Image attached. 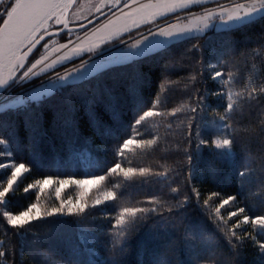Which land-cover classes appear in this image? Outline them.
Listing matches in <instances>:
<instances>
[{
    "label": "trees",
    "instance_id": "1",
    "mask_svg": "<svg viewBox=\"0 0 264 264\" xmlns=\"http://www.w3.org/2000/svg\"><path fill=\"white\" fill-rule=\"evenodd\" d=\"M221 61L226 62V71L237 73V90L246 75H253L257 83L264 80V20L245 28H212L184 37L146 57L103 68L36 101L0 112V138L8 141L7 146L0 145V150H11L16 162H24L32 169L11 197L9 210L19 212L37 202L32 192L23 191L35 179L82 178L103 174L113 166L116 149L131 134L134 118L157 99L161 102L158 110L167 113L182 104L195 106L200 95L207 97L203 110L194 114L162 115L147 121L141 131L158 136L157 146L136 156L128 153L132 164L123 165L161 172L167 169V176L149 177L146 182L137 177L122 190L120 203L136 205L156 196L166 202L167 208L188 196V205L179 215L166 210L151 214L131 232L121 254L108 245L109 224L104 216L114 214L110 204L88 209L86 219L67 216L33 222L19 237L0 222V240L6 251L0 264H93L110 259L120 264H261L251 241L232 252L209 217V209L203 206V199L217 192L221 198L237 196L236 205L227 206L222 215L237 206L245 207L247 214L264 215V133L260 126L264 99L259 104L252 101L242 105V115L233 114L232 123L238 128L233 147L240 154L237 168L245 167L240 163L244 159L242 149L254 160L250 164L253 179L245 181L243 196L238 194L239 181L233 167L213 156V149L197 148L201 139L217 137L216 132L206 129L214 128L224 108L211 95L220 85L209 78L207 66L217 65L219 70ZM192 75L197 76L195 82L190 80ZM193 116L189 134L186 125ZM197 126L203 135L196 134ZM4 160L0 158V162ZM4 172L0 170V178ZM171 188H178L179 193H171ZM192 188L199 190V202ZM98 193L92 189L88 202ZM45 199L44 192L39 202ZM218 202L214 200L213 206ZM245 227L252 231V226ZM81 229L95 233L97 241L91 249L80 241Z\"/></svg>",
    "mask_w": 264,
    "mask_h": 264
},
{
    "label": "snow or ice",
    "instance_id": "2",
    "mask_svg": "<svg viewBox=\"0 0 264 264\" xmlns=\"http://www.w3.org/2000/svg\"><path fill=\"white\" fill-rule=\"evenodd\" d=\"M89 4L92 0H87ZM206 0H100V4L95 6L94 12L103 14V8H108L114 19H109L103 25V29H110L107 39H112L113 36H118L120 32L128 31L127 21H131L133 26L138 27L140 24L154 22L157 17H164L167 13H175L178 10H188L184 19L187 23L181 25V17L176 16V24H168L166 27L159 28L158 31H149V35L156 37H164L166 41H179L184 37V34L193 32H203L213 24L217 18L220 20V27L226 29H239L249 27L252 24L264 20V0H229V5L226 7L219 2L216 3V9L202 8L201 14H195L190 11L192 6H203ZM77 4V0H0V95L3 91L10 88L13 84L26 81L32 76H38L45 72L48 68L54 67L62 60L69 59L68 55L58 57L56 60L45 64L40 71H35L39 65L48 59L47 55H42L35 62H29V57L33 54L41 41L45 37H51L69 30V35L72 31L69 29L71 23L69 19V11ZM122 5L119 8L121 16H116L112 12V8ZM128 9V11H125ZM87 19V17L76 16V19ZM123 19L125 23H120ZM91 23V20L88 21ZM60 26V27H54ZM83 28V24L77 25ZM97 32L102 29H97ZM95 35V33H93ZM148 37L136 40L128 45V49L122 51V54L136 58L146 57L152 51L145 52L144 41ZM103 42V41H102ZM49 43H44L43 48L48 49ZM68 43H72L70 40ZM143 45V46H142ZM66 44L59 45L60 49L66 48ZM93 48L72 49L73 52L78 51H94ZM195 47V46H194ZM59 49H53L58 51ZM130 59V60H132ZM227 68L226 62L221 61L219 70L217 65L209 64L207 66L208 76L220 85L218 91L211 93L217 97L223 104L224 111L219 114L218 120L215 122L213 129L206 131H214L217 137L212 140L201 139L197 148L201 146L213 149L212 155L220 159L224 163L230 164L236 171L239 181L238 194L243 196L245 181L251 182L253 172L250 170V164L254 162L250 154L244 149L241 152L244 154V159L240 161L245 165L244 170L237 168V156L234 144H236V136L238 128L232 123L233 114L239 113L242 105L255 101L260 103L264 99V80L257 83L253 75H246L243 86L238 90L235 87L237 73ZM78 71V70H77ZM71 73H65L64 76L57 75L58 81H67ZM192 82L197 80L196 75L190 77ZM41 96H46L47 93H41ZM36 98L29 96L27 99H18L10 103L0 104V112L4 109H15L18 105L31 103ZM206 96L200 95L196 98L195 106L191 104H182L179 107L172 108L170 112L162 113L157 106L161 103L158 99L146 110H141L134 118L133 124L130 126L131 134L127 139L117 147L115 155L117 157L113 166L103 171V174H91L85 179H75L73 177L60 178L52 176H43V178L35 179L24 187V193L32 192L36 196V201L29 204L24 210L14 212L9 210L11 197L15 196L19 184L30 174L31 167L24 162H16L11 150H0V158H6L4 162H0V170H6L5 178L0 179V222L4 223L6 229L12 230L14 235L21 236L23 232L30 227L33 222L45 220L50 217H67L75 216L83 219L87 218L88 209H96L101 205H111L114 209V214H105L104 219L108 221V245L111 250L117 254L124 252L127 246V239L132 231L143 221L150 218L153 213L175 211L179 215L180 210H183L188 205L189 197L184 196L177 200L175 204L165 207L166 202L159 197H148L145 201H138L136 205L131 203H120L124 192L131 182L137 177L142 181H147L149 177H166L165 171H154L149 167H132L123 166L131 165L132 160L129 159L128 153L133 156L144 154L153 150L159 141V137L150 133L142 132L147 121L151 118L162 115L176 116L177 113L190 112L196 113L203 110ZM242 115V113H239ZM194 116L189 118L186 128L191 134L193 128ZM239 123V122H237ZM261 132L264 133V120L260 121ZM171 127V125H169ZM197 135H203L197 126ZM146 135H151V138H145ZM0 145H8V141L0 138ZM219 150V151H216ZM191 160V157H189ZM119 178L118 182L111 183ZM111 183V187H107ZM55 187V195L60 199L61 193L70 185H74L80 189L78 198L75 202L71 198L67 200L60 199L59 206L43 209L39 203L40 194L44 193L50 187ZM96 189L100 194L91 202H88V196L91 189ZM104 189L103 191H100ZM171 193L178 194V188H171ZM192 194L197 202L200 201V192L196 188H192ZM214 200L219 202L213 206ZM237 196L229 195L227 198H221L217 192L211 193L203 199V206L209 209V217L213 219L216 227L227 240L230 250L235 252L238 246H242L245 242L251 241L253 246L258 250V255L261 259V264H264V215H250L246 213L245 207H235V210L227 211V215H222V210H225L229 205H236ZM139 204H147L150 206H138ZM233 218H235L233 220ZM232 221L231 227L229 222ZM252 226L250 232L247 227ZM151 235V233L149 234ZM80 241L91 246L97 241L94 232L87 229H81ZM4 241L0 240V260L6 256V251L3 248ZM204 259V257H197ZM93 264H120L117 259L105 261H94Z\"/></svg>",
    "mask_w": 264,
    "mask_h": 264
},
{
    "label": "rangeland",
    "instance_id": "3",
    "mask_svg": "<svg viewBox=\"0 0 264 264\" xmlns=\"http://www.w3.org/2000/svg\"><path fill=\"white\" fill-rule=\"evenodd\" d=\"M6 2L7 0H5V3ZM141 2H146V0H141ZM217 2L225 5L226 7L229 5V0H206V3L203 6H192L190 11L195 14H201L202 8L204 7L215 10ZM99 4L100 0H92L91 4H89L87 0H77V4L69 11V19L72 22H80L84 20V18L76 19L77 15L87 18L99 15L101 13L94 12L95 6ZM120 7H122V5L111 11L115 12L116 16H121V12L119 11ZM102 11L103 13L105 12V14L101 18H98L96 22L94 21L92 24L83 29L73 30L71 35H69V31L54 35L51 37V41H53V43H49V37L45 38V40L38 45L37 49L29 57V62H35V60L40 59L42 55L48 56V59L39 65L35 71L39 72L40 68H43L45 64H49L51 61L66 54L69 59L62 60L54 67L48 68L45 72H42L38 76H32L26 81L13 84L10 88L3 91L2 95H0V104L10 103L11 101L18 99L26 100L29 96H34L36 99L33 101H36L43 97L40 95L41 93H47V95H49L55 90H60L62 86L86 79L103 68L128 62L132 58L123 55L122 51L127 50L128 45L134 43L136 40L143 39L145 36L148 37V39L144 41V45H146L144 49L145 52L160 49L176 40L173 39L171 41H166L164 40L166 39L164 37H153L149 35V31L151 30L152 32H156L159 28L166 27L168 24H176V16L181 17L180 23L183 25L187 23V20L184 19V17L188 12V10H178L175 13H167L164 17H157L154 22L143 23L138 27L133 26L129 20L126 22L129 30L126 32H120L118 36H113L112 39L109 40L107 39V35L110 29H103V25L106 24L109 19H114V17L111 15L108 8H103L102 6ZM125 11H128V9H125ZM120 23H125V21L122 19ZM54 27L58 26L54 25ZM98 28L102 29V31L97 32L96 30ZM212 28H222L220 27V20L218 18L212 25L204 29L203 32ZM203 32H193L191 34L186 33L184 34V37ZM93 33H95V35H93ZM70 40L72 43H68ZM44 43H49L48 49L43 48ZM61 44H66L67 47L60 49L59 45ZM97 45L98 47H95L94 51H72V49L77 48V46H79V48L88 49ZM53 49L59 50L53 51ZM65 73H71L67 81H58L57 75L64 76ZM5 175L6 170L0 179L5 178ZM88 177L89 176L75 179H85ZM56 186L58 185H54L45 191L46 199L43 200V202H39L42 210L59 206L60 199L67 200L71 198L73 202L77 200L80 192L78 187L70 185L61 193L60 199H57L55 195ZM90 192H92V189ZM99 194L100 193H98V195ZM42 196H44V194ZM45 203L46 205L44 206L43 204Z\"/></svg>",
    "mask_w": 264,
    "mask_h": 264
},
{
    "label": "water",
    "instance_id": "4",
    "mask_svg": "<svg viewBox=\"0 0 264 264\" xmlns=\"http://www.w3.org/2000/svg\"><path fill=\"white\" fill-rule=\"evenodd\" d=\"M118 7V6H117ZM117 7H115V8H112V10H114V9H116ZM105 14V12L103 13V14H99V15H97V16H94V17H92V18H90V19H88V20H86V21H83V22H81V23H79V24H83L84 25V27L83 28H85V27H87V26H89L91 23H93L94 21H96L98 18H101L103 15ZM89 20H91V23H89L88 21ZM79 24H69V29L70 30H72V29H74V30H79V29H83V28H80V27H78L77 25H79ZM65 31H69L68 29H66V30H64L63 32H65ZM63 32H61V33H63ZM61 33H58V34H61ZM58 34H56V35H58ZM45 38H47V37H45ZM42 42V41H41ZM38 47V46H37ZM35 51V50H34ZM31 56V55H30Z\"/></svg>",
    "mask_w": 264,
    "mask_h": 264
},
{
    "label": "flooded vegetation",
    "instance_id": "5",
    "mask_svg": "<svg viewBox=\"0 0 264 264\" xmlns=\"http://www.w3.org/2000/svg\"><path fill=\"white\" fill-rule=\"evenodd\" d=\"M94 16H96V15H94ZM94 16H91V17H89V18H87V19H84V20H82V21H80V22H72L71 20V23H70V25L71 24H79V23H81V22H83V21H86V20H88V19H90V18H92V17H94ZM96 22V21H95ZM92 24V23H91ZM58 27H60V26H58ZM74 29H72L71 31H73ZM65 32H68V31H65ZM64 33V32H63ZM62 34V33H61Z\"/></svg>",
    "mask_w": 264,
    "mask_h": 264
}]
</instances>
